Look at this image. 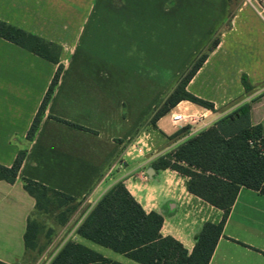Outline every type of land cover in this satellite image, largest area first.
<instances>
[{
    "label": "crops",
    "instance_id": "obj_1",
    "mask_svg": "<svg viewBox=\"0 0 264 264\" xmlns=\"http://www.w3.org/2000/svg\"><path fill=\"white\" fill-rule=\"evenodd\" d=\"M110 1L0 0V20L61 46L63 65L40 126L28 140L58 65L0 37V164L10 167L19 151H26L16 182L0 181V261L5 264H27L30 251L24 237L28 221L36 211V201L24 189V178L86 204V212L71 229L69 218L66 221L60 233L64 239L60 250L72 241L108 260L141 264L77 234L78 227L103 195L123 182L147 213L157 212L164 218L162 234L175 238L192 252L203 226L207 222L219 223L224 212L188 192L187 177L171 169L156 170L154 163L245 104L251 105V123H264V22L251 6L239 4L229 20L218 19V25L208 30L212 35L228 20V28L222 31L218 45L189 83L188 91L213 103L215 109L182 101L172 111L184 104L187 109L207 116L201 121L206 127L199 128L198 124L186 128L171 125L169 115L155 126L151 123L156 88L169 77L156 79L151 61L152 65L139 64V49L145 46L139 42L147 44L145 53L149 58L154 27H165L166 18L199 24L200 28L204 23L202 3L181 2L175 6L177 14L170 12L172 8L165 10L153 5L151 15L139 23L152 27L153 33L148 29L146 36L136 35V40L128 45L133 47L131 51L107 52L97 45L94 33L90 36L94 42L80 50V39L92 21L90 16L102 7L106 9ZM187 8H196L197 12L185 13ZM190 33L192 29L187 36ZM209 40L207 34L203 36L193 56H198ZM189 65L190 61L183 71ZM244 76L252 87L250 91L243 86ZM142 138L155 139V144L152 141L146 149H133ZM151 168L155 172L149 176ZM210 264H264L263 194L240 189Z\"/></svg>",
    "mask_w": 264,
    "mask_h": 264
},
{
    "label": "trees",
    "instance_id": "obj_2",
    "mask_svg": "<svg viewBox=\"0 0 264 264\" xmlns=\"http://www.w3.org/2000/svg\"><path fill=\"white\" fill-rule=\"evenodd\" d=\"M0 37L58 65L40 109L32 123L27 139L37 132L48 102L60 80L63 65L62 47L0 20ZM219 41L214 43L216 48ZM209 52V53H210ZM209 54L201 55L186 72L176 89L157 109L151 123H156L182 101H189L208 110L213 103L188 91ZM246 91L252 87L246 76L242 79ZM81 130L84 127L57 119ZM26 157L19 151L10 167L0 164V181L14 184ZM156 170L171 169L188 178L187 190L224 212L219 223L207 222L199 234L195 247L189 252L171 236L162 234L164 218L157 212L147 213L123 182L110 188L90 210L77 229V234L116 253L124 254L141 264H210L223 235L229 214L242 187L264 195V123H251V105L245 104L231 115L189 139L173 153L154 163ZM24 189L36 201V210L47 212L55 203L62 208L76 199L24 178ZM68 216L62 215V222ZM39 223L28 221L24 237L28 250L36 248ZM0 264H5L0 261ZM49 264H121L104 258L86 246L69 241Z\"/></svg>",
    "mask_w": 264,
    "mask_h": 264
},
{
    "label": "rangeland",
    "instance_id": "obj_3",
    "mask_svg": "<svg viewBox=\"0 0 264 264\" xmlns=\"http://www.w3.org/2000/svg\"><path fill=\"white\" fill-rule=\"evenodd\" d=\"M128 1L129 3H127ZM181 2L187 4L195 2L199 4L202 3V17L204 23H202L200 28L198 27L199 24L194 26V24L175 22L177 18H166L165 20H168L169 25L167 24L165 27H154V33L152 32V27L139 24L142 18L146 19L151 15L152 11L150 8H152L153 5L162 6L165 10L172 8L170 12L177 14L179 11L175 9V6ZM243 2L245 3V0H111L106 9L102 7L90 16L92 21L88 26V31L80 39L82 42L80 43V50H83L84 45L87 46L89 42H94V40H90V36H93L92 33H94V39H96L97 45H101V48L103 50L105 49L107 52L116 49H123L124 51L128 49V51H131L133 47L130 49L131 46L128 47L129 43L131 44V41L136 40V35H138L139 38H141V35L146 36L149 29V31H151L150 34L152 35L153 33L154 35V46L153 48L150 46L152 55L147 58L148 56L145 53L147 51V44L139 42L140 46L143 44L145 46H142V50L139 49L137 61H139L140 65L142 62H153L156 79L158 77L162 81V79L169 77V80L166 79L165 84L160 85V88H156V113L163 101L176 89L178 83L190 69L192 64L201 55L210 54L209 52L213 48L214 43L220 39L222 31L226 27L228 28L227 23L232 16L233 9ZM194 9L187 8L185 13H196L197 11ZM225 10H228L226 14ZM181 13H184V10H182ZM98 18L108 21L106 23H99V21L97 22ZM223 18L228 20L226 22L224 21L223 25H219L217 31L210 35L208 30L211 29V26L216 25V23L218 25V19L221 21ZM134 21L138 25H136ZM191 29V36H187V32ZM90 30H92L91 33L89 32ZM205 33L210 37L209 42L198 53V56H193L194 50L201 44L203 36L206 35ZM199 36H201L202 39ZM98 47L99 46H97L96 49H98ZM124 61L126 60L124 59ZM188 61H190V65L183 71L184 65ZM151 62L150 65H152ZM148 67L152 68V66ZM157 70L159 73H157ZM194 88H196V86ZM187 107L188 105L183 104L180 109L187 110V113H198L196 110L187 109ZM170 114L171 112L168 114L169 122L173 125L171 123ZM149 124L151 125L150 122ZM199 125H201L198 126L200 128L203 126V123ZM180 126L190 128L191 125H179L177 127ZM204 127L206 126L202 128ZM152 141L155 144V139L143 140L142 138L137 147H144L146 149L151 146L150 143ZM86 210V204L78 201L69 202L62 208L58 207L55 203L47 212L36 210L32 214L31 219L38 221L40 231L36 248L28 252L27 264H49L60 251L61 243L64 240L62 239L63 234H60L66 224V222H62V215L68 216L70 220L68 228L71 229L80 218V215L86 212ZM68 231L69 230L66 232Z\"/></svg>",
    "mask_w": 264,
    "mask_h": 264
},
{
    "label": "built area",
    "instance_id": "obj_4",
    "mask_svg": "<svg viewBox=\"0 0 264 264\" xmlns=\"http://www.w3.org/2000/svg\"><path fill=\"white\" fill-rule=\"evenodd\" d=\"M245 3L251 6L258 16L264 22V0H245ZM187 110L177 109L176 111H172L170 114L171 123L174 126L179 125H198L201 123L203 119H206L207 116L199 114V113H187ZM138 143L133 145V149L137 147Z\"/></svg>",
    "mask_w": 264,
    "mask_h": 264
},
{
    "label": "water",
    "instance_id": "obj_5",
    "mask_svg": "<svg viewBox=\"0 0 264 264\" xmlns=\"http://www.w3.org/2000/svg\"><path fill=\"white\" fill-rule=\"evenodd\" d=\"M154 172H155L154 168H151V169H149V171H148V175H149V176H152Z\"/></svg>",
    "mask_w": 264,
    "mask_h": 264
}]
</instances>
